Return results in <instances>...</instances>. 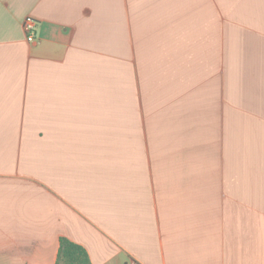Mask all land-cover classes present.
<instances>
[{
	"label": "crops",
	"instance_id": "1",
	"mask_svg": "<svg viewBox=\"0 0 264 264\" xmlns=\"http://www.w3.org/2000/svg\"><path fill=\"white\" fill-rule=\"evenodd\" d=\"M62 237L264 264V0H0V264Z\"/></svg>",
	"mask_w": 264,
	"mask_h": 264
},
{
	"label": "trees",
	"instance_id": "2",
	"mask_svg": "<svg viewBox=\"0 0 264 264\" xmlns=\"http://www.w3.org/2000/svg\"><path fill=\"white\" fill-rule=\"evenodd\" d=\"M56 264H92L87 250L78 243L62 237Z\"/></svg>",
	"mask_w": 264,
	"mask_h": 264
},
{
	"label": "built area",
	"instance_id": "3",
	"mask_svg": "<svg viewBox=\"0 0 264 264\" xmlns=\"http://www.w3.org/2000/svg\"><path fill=\"white\" fill-rule=\"evenodd\" d=\"M38 21L32 16L25 17L23 21V30L27 36L29 42H34L36 40ZM140 264V263H134Z\"/></svg>",
	"mask_w": 264,
	"mask_h": 264
}]
</instances>
